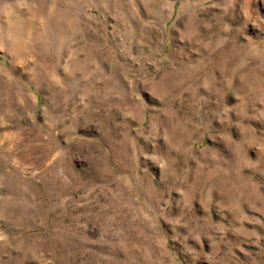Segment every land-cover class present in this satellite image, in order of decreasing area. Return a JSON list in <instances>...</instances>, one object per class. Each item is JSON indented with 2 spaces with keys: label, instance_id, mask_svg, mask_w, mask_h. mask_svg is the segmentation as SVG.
I'll use <instances>...</instances> for the list:
<instances>
[{
  "label": "clouds",
  "instance_id": "9594fccd",
  "mask_svg": "<svg viewBox=\"0 0 264 264\" xmlns=\"http://www.w3.org/2000/svg\"><path fill=\"white\" fill-rule=\"evenodd\" d=\"M0 264H264V0H0Z\"/></svg>",
  "mask_w": 264,
  "mask_h": 264
}]
</instances>
